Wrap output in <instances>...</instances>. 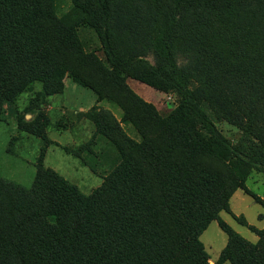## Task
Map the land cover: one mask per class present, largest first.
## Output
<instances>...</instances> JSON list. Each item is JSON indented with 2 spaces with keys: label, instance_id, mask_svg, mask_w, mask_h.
<instances>
[{
  "label": "trees",
  "instance_id": "obj_1",
  "mask_svg": "<svg viewBox=\"0 0 264 264\" xmlns=\"http://www.w3.org/2000/svg\"><path fill=\"white\" fill-rule=\"evenodd\" d=\"M188 2L173 0L155 34L154 68L120 47L107 0H74L96 31L107 64L85 50L76 24L58 17L55 0H0V122L5 107L39 82L42 91L29 109L35 117L16 125L45 144L30 189L0 177V264H210L201 236L215 221L228 239L216 264H264V228L237 218L258 237L252 243L220 216L231 212L238 190L264 207L240 176L246 169L264 174V7L251 17L244 12L235 33L242 50L252 49L248 72H220L219 118L243 132L232 142L203 111L202 97L190 92L187 70L178 64L180 16ZM236 2L190 5L226 13ZM66 77L92 91L98 105L107 101L123 112L120 121L98 105L88 113L94 137L111 143L120 160L89 195L44 166L51 121L42 107L64 93ZM129 79L163 92L174 89L181 103L163 117Z\"/></svg>",
  "mask_w": 264,
  "mask_h": 264
},
{
  "label": "rangeland",
  "instance_id": "obj_2",
  "mask_svg": "<svg viewBox=\"0 0 264 264\" xmlns=\"http://www.w3.org/2000/svg\"><path fill=\"white\" fill-rule=\"evenodd\" d=\"M107 1L111 5L113 31L120 47L133 51L139 60L155 68L157 59L151 48L152 40L164 26L173 0ZM188 1L180 16L176 51L178 64L187 70L190 92L196 98L202 97L203 111L228 139L238 141L243 138V132L219 118L222 107L220 72L225 67L238 68L240 71H243L242 67H247L248 72L252 49L247 47L242 50L240 39H237L235 33L239 32L238 21L242 20L244 12L251 17L253 10L264 7V0H223L237 1L232 10L226 13H219V8L214 10L201 3H195L193 7L190 5V1L203 0ZM55 5L59 18L78 26L85 50L96 53L107 64L101 41L84 11L74 4V0H55ZM68 80L71 79L66 77L65 81ZM128 83L144 100L155 105L163 117L168 116L181 103L174 89L163 92L132 79ZM40 91L41 83H34L15 104L5 107L0 122V177L27 189L35 181L38 159L45 144L41 138L19 131L16 124L20 118L29 121L35 117L36 114L31 115L29 111L30 102ZM225 94L228 95L227 91ZM94 101L95 95L90 90L77 87L76 91L67 90L63 95L49 98L48 103L42 107L51 121L47 129L49 143L44 166L58 172L86 195L99 188L120 162L111 143L102 137H94L95 126L87 119L92 108L86 109ZM98 106L109 110L121 120L123 112L116 105L104 101ZM80 108L85 110L79 111ZM236 108L233 110L239 113L241 106ZM122 127L131 138L140 141L136 129L131 125L125 124ZM240 176L245 186L264 202V174L246 169L240 170ZM230 210V213L222 212L221 219L244 239L256 243L258 237L242 226L237 218L243 217L249 225L263 229L264 207L238 190L231 199ZM227 241V235L217 221L212 222L202 234L201 242L210 257V264H216Z\"/></svg>",
  "mask_w": 264,
  "mask_h": 264
},
{
  "label": "crops",
  "instance_id": "obj_3",
  "mask_svg": "<svg viewBox=\"0 0 264 264\" xmlns=\"http://www.w3.org/2000/svg\"><path fill=\"white\" fill-rule=\"evenodd\" d=\"M77 87H80V86H78V85H76L74 82H72L71 80H68V81H65V90H64V93L63 94H65L66 92H67V90L69 91H76V89H77ZM92 92V91H91ZM93 93V92H92ZM63 94H60V95H63ZM94 94V93H93ZM95 95V94H94ZM52 98V97H51ZM98 105V102H97V97L95 96V101H94V104L90 107H88V108H86V109H91V108H93L94 106H97ZM85 108H80V109H78L79 111H83V110H85Z\"/></svg>",
  "mask_w": 264,
  "mask_h": 264
}]
</instances>
